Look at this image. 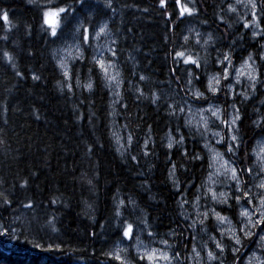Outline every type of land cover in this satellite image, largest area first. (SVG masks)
Masks as SVG:
<instances>
[{"label": "trees", "instance_id": "obj_1", "mask_svg": "<svg viewBox=\"0 0 264 264\" xmlns=\"http://www.w3.org/2000/svg\"><path fill=\"white\" fill-rule=\"evenodd\" d=\"M226 1L180 0L178 5L176 0H165L162 6L160 0H111L108 6V0H84L83 5L75 0H0V13L8 15L7 24L0 19V193L10 201L6 204L0 197V232L8 229L0 235V264H121L107 253L116 242H127L123 230L128 224L130 237L140 231L149 241L167 240L184 264L193 263L191 244L200 245L197 239L219 257L211 264H241L211 215L202 230L199 222L192 226L183 209L190 207L203 185L208 156L201 135L185 125L182 104L236 105L240 146L235 156L228 157L237 161L238 168L252 169L241 179L245 190L252 185L250 191L261 194L255 188L252 149L264 136V60L260 59L264 0H255L259 22L255 38H250L252 26L245 28L243 18L226 10ZM70 3L75 5L74 15L62 21L57 36H51L43 25V11ZM183 5L196 11L181 16ZM187 22L210 30L213 41L203 49L196 45L185 33ZM105 23L116 55L104 52L102 58L113 61L119 72L116 102L92 59L99 57L91 32ZM75 38L83 59L70 62L66 79L54 49ZM4 51L11 61L4 58ZM176 51L192 55L200 67L184 64L183 58L175 57ZM225 51L231 54L232 67L253 55L259 81L255 91L249 85L230 98L221 92V99L207 92V74L221 70L215 61ZM189 70L198 77L192 86L205 93L207 102L188 94ZM89 81L91 88L85 87ZM257 120L259 125L253 123ZM113 126L131 136L125 148L117 149ZM169 135L176 141L183 135L184 143L169 149ZM196 154L199 160L192 159ZM223 185L237 194L234 183ZM257 196L253 195L254 201ZM182 200L187 203L182 205ZM213 206L239 223L234 198ZM211 237L225 245L223 255ZM127 249L129 259L145 264L132 248Z\"/></svg>", "mask_w": 264, "mask_h": 264}, {"label": "snow or ice", "instance_id": "obj_2", "mask_svg": "<svg viewBox=\"0 0 264 264\" xmlns=\"http://www.w3.org/2000/svg\"><path fill=\"white\" fill-rule=\"evenodd\" d=\"M50 2L51 0H49V3ZM83 3H84V0H75V4L83 5ZM160 3L163 6L165 4V0H160ZM176 3L179 5L180 0H176ZM249 3L251 4V7L253 9V17L251 21L245 22L244 27L248 28L250 24L254 25L255 27H259V22L255 14V9L257 7L255 0H249ZM108 6H111V0H108ZM229 10H233L231 5H229ZM195 11L196 9L194 7H188L187 5H183L180 7L181 16L185 15V13H187L188 15H192ZM74 13H75V5L71 3L65 6H60V7H52V6L46 7L42 13L43 25H47L48 28L50 29L49 34L55 37L58 35L57 29L61 27L62 21L66 20L69 17V15H74ZM0 19L4 20L6 24L8 23V15L6 11L0 13ZM255 27H254V30L252 31L253 38L259 35V32L255 30ZM106 28H107V24L106 23L102 24L99 27V29L95 31V36L99 37L101 33H105ZM79 30H80L79 25H76L75 31L79 32ZM184 39L187 40L188 37L185 36ZM88 40H89L88 29L84 28L83 42L87 44ZM211 40H212V35L211 33H209L207 38L204 40V43L208 44L209 41ZM109 51L112 52L113 56L116 55L115 51H113L112 49H109ZM3 56L8 61L12 60L11 55L7 51H4ZM101 56H103L102 53H101ZM76 57L83 59V53L79 47H77L76 49ZM175 57L183 58L184 64L190 63V64L195 65L197 68L200 67V62L198 59L194 58L192 55H186L185 52L183 51H176ZM92 59L97 65H99V67L103 71L104 79L107 82H109V86L110 87L115 86L116 88H119L120 81L117 79V76L119 75V73H117L116 75L109 74V68L115 67L113 62L109 60L106 64L103 59H96L95 56H93ZM260 59L264 60V52L260 54ZM250 60H252L251 53H249L248 57L243 60L241 67L235 69L236 75L233 79L235 80L236 83H239L240 77L246 76V78L251 82L250 87L252 88L253 91H255L256 84L257 82H259L258 72H257V68L255 67V61L253 60L252 63H249ZM58 63H59L60 68L63 70L64 77L67 79L69 77V70L66 66V61L63 58H61V60L58 61ZM206 63L207 61H205V64ZM215 63L217 65H224L226 63L227 66L223 67L222 75L219 72L208 75V83H207L206 90L212 96H216V94L221 91L225 92L228 96H231L233 94L232 93L233 84L225 83L224 85H222L221 83L222 80L225 82L228 81L229 76H230V68L233 66L230 52L225 51L223 53L222 58L218 55ZM13 67H15V64H13ZM17 75H20V73H17ZM188 76H189V79L187 83L188 85L192 86L193 79H198V77H193V73L191 72V70H189ZM33 79H39V77L33 74ZM140 79L143 80L145 79V77L141 76ZM67 86L69 88V91H71V85L69 84ZM85 87L91 88L92 87L91 81H89V83L85 85ZM188 94L193 96L196 100H205L207 102V97H205V93L201 92L199 89H196L194 91L190 89ZM244 98L247 99V96L244 95ZM155 99H156V96H155V93H153L154 102H155ZM169 107L171 108V105ZM231 108L233 109V112L232 114H230L228 119L222 118L223 110L221 109L219 105L214 106L213 104L208 103L207 109L201 108V109H198V111L201 113H203L204 111H210L212 117H214L216 120L220 121L221 124L227 127L226 136L221 135L219 132H213V136L219 137V139L216 141L217 144H221L222 141L227 143V148L224 153L218 151L214 147H209L207 142H205V147L208 148V151L210 153L211 162L209 164V168H215L214 173L213 172L209 173V179H211L213 175H215L218 178L222 176L223 183L228 184V185H231L234 183L235 193L237 194L233 196L231 191L226 192L224 190H220L219 192H217L213 187H208L206 191H204L203 195L205 197H208L210 194L211 201L214 202L215 204H221V205L228 204L229 200L233 198L235 199L237 204H240L242 199L246 200L248 207L241 205L240 212H239V217L241 218V220L239 221L240 226H239L238 231L243 234V238L241 237V235L237 234V229L234 226H232L231 220H229L227 216L221 215L220 212H217L215 210V207L209 208L203 211L202 213L198 212L197 215L203 217V219H200L198 221L199 224L201 225L202 230H204L203 228L204 223L210 215L217 221L218 225H223L225 223L229 225L228 229L219 227L218 230L220 231L221 237L227 236L229 241L232 242L231 251L233 255L235 256L236 260H239L240 257L237 255V253H239L243 247L247 246L245 241L248 238H251L254 235H256L255 229L259 228L262 224H264V145H261L259 147L258 152L256 151L255 148L253 149V151L256 152L257 159L259 160V171L261 174L260 182L255 185V187L261 190V194H259L256 197L258 202L256 204H253V194L250 191V188L252 187V185H248L249 190H245V187H244L245 182L241 179L242 173L247 172L251 174L252 169L251 168H243V169L238 168L236 166L237 164L236 160H229V159L224 158L225 155L235 156L236 150L240 146L239 137L237 134H235L238 132V128L236 127L237 121L241 119L240 110L236 107L235 104H232ZM183 110L184 109L181 107L180 111H183ZM173 111H175V109H173ZM253 123L259 125L260 120L254 121ZM191 124H192L191 120L185 121L186 126H190ZM200 126L203 127L204 129L203 132H200ZM178 130L179 129H177V131ZM197 131L200 132L202 136H206L207 132L210 131L208 127V120L203 116H201L200 125H198ZM128 139L129 141H131L132 139L131 136H129ZM117 140H119V137H117ZM184 140H185V137L183 135L180 136V139L178 141L174 140L173 137L169 135L167 147L171 149L174 143L182 145L184 143ZM145 143L147 144V141H145ZM183 154L187 155L186 149L184 150ZM133 159H135V157H133ZM192 159L199 160L200 155L196 154L192 157ZM174 173H175V164H173L172 166V172L170 173V178L174 177ZM173 182L177 185V187H179L178 181L173 179ZM213 183L214 184L220 183V181L214 180ZM199 187L200 186L198 185L197 188ZM0 197H3L4 203L6 204L10 203L7 197H4L3 193H0ZM199 200H200V195H197L196 201H199ZM56 202H57L56 200L52 201V203H56ZM120 203L123 204L124 202L120 201ZM129 203H133V202L129 201ZM184 203H187V201L182 200L181 204L183 205ZM196 207H199V205L196 204ZM117 215H119V210H117ZM195 223L196 221L193 222V225H192L193 227L195 226ZM131 232H132V225L128 224L123 230V236L129 237L131 235ZM7 233H8V229H4L2 232H0V235H5ZM151 235L152 233L149 232V236ZM258 235H259V240L257 241V245L259 247L264 248V244L261 243L262 241H264V229H262L261 233ZM10 238L14 239L15 237L13 236ZM211 239H213V241L215 242L216 248L219 249L221 255H223L225 251V245L221 241H217L215 237H211ZM193 241H195V237H193ZM160 243L167 245L168 241L161 240ZM36 247H39V245H36ZM49 247H51V245ZM193 252L196 254L197 257H199L200 254L199 252L196 251L195 243L193 244ZM107 255L109 256L114 255V258L117 261H121V264H127V262L123 260V258L119 255L118 252L115 254L112 252H109L107 253ZM175 256L178 257L179 253H176ZM145 258L150 262V264H159V261L161 260L168 262V264H171L172 260L175 257L170 256L168 251L166 250L152 248L150 251H146L144 255L141 256V259H145ZM207 258L209 261L219 259V257H217L212 251L207 252ZM254 259H255V264H264V260L256 259L255 252H252L250 254V257L245 260L244 264H253ZM221 264H223V261H221ZM234 264H235V261H234Z\"/></svg>", "mask_w": 264, "mask_h": 264}, {"label": "rangeland", "instance_id": "obj_3", "mask_svg": "<svg viewBox=\"0 0 264 264\" xmlns=\"http://www.w3.org/2000/svg\"><path fill=\"white\" fill-rule=\"evenodd\" d=\"M226 2H227L226 10L230 14H237L239 17L243 18V23H245V21L248 18H249V20H247L246 22H249V21L252 20L253 9L251 7V4L249 3V0H227ZM255 3H256V1H255ZM229 5L232 6L233 10H229ZM100 26H97L91 32L92 43H93L94 50L95 51L97 50V54H98L99 59H103L105 61V63L107 64V62L109 60H107L105 58H102L101 53L103 54L104 52H110L109 49H112L111 48L112 43H111V40H109V34L107 32V29H106V32L105 33H101L99 37L95 36V31H97ZM249 26L250 27L251 26L255 27L252 24H250ZM184 27H185L184 29H185L186 35L188 37H190L191 39H193L194 43L196 45L200 46L202 49L207 47L213 41V37H212V40L209 41L208 44L204 43V40L207 38L208 34L211 33V31L210 30L208 31L206 28L199 27L198 25H195V24H193L191 22H187ZM252 27L250 28L251 29L250 38H252V31L254 30V28H252ZM255 30H257L256 27H255ZM78 41L79 40L76 39V38L75 39H69L66 42L58 45L54 49V56H55V59L57 60V62L60 61L61 58H63L66 61V66H67L68 69H69L70 62L73 61L75 58H77L76 57V49H77V47H79L81 49L80 44H79ZM261 51L264 52V43L262 44ZM243 60L238 65H236L235 67H231L230 68V76H229V79H228L227 82H225L223 80L221 81L222 85H224L225 83H232L233 84V88H232V93L233 94L232 95H235L236 93L242 92L243 88H246L251 83L246 78V76H241L239 83H236L235 80L233 79L235 77V75H236L235 69L241 67V65L243 63ZM253 60L255 61V59H254V57L252 55V60H250L249 63H252ZM58 65H59V63H58ZM217 66L221 67L220 68L221 70L219 71V73H221V75H222L223 67L227 66L226 63L224 65H217ZM255 67L257 68L256 61H255ZM59 68H60V66H59ZM60 70L63 73V70L61 68H60ZM257 72H258V70H257ZM117 73H119V72H118L116 66L113 67V68H109V74L116 75ZM214 73H217V71H211L209 74H207V77H206L207 83H208V75L214 74ZM102 74H103V77H104L103 71H102ZM117 79L119 80V75L117 76ZM105 84H106L107 88L109 89V91L111 93V96L113 98V102H116L117 99H118L119 93H120V85H119V88H116L115 86L110 87L109 86V82H107L106 80H105ZM190 89L194 91V90L197 89V87L190 86ZM221 92H223V91H221ZM221 92L216 94V96H215L216 99H221ZM117 93H118V95H117ZM229 98H230V96H229ZM209 103L213 104L214 106L215 105H219L221 107V109L223 110V115H222L223 119H228L230 114H232V112H233V109L231 108V104H229L228 102L225 103V105H222L220 103V101L209 102ZM181 107L184 109L183 111L180 112L183 115L184 120L185 121L186 120H191L192 121V124L190 126H188V127L193 129V130H195V131H197V127H198V125H200L201 116L205 117L208 120V127H209L210 131L207 132V135L206 136H202L200 134V132L204 131L202 126H200V132H198V131L197 132L201 135V137H202V139L204 141V144H205V142H207L209 147H214L218 151L224 153L226 151V148H227V143L222 141L221 144H217L216 141L219 139V137L218 136H213V132H219L221 135L226 136L227 135V127L225 125L221 124L220 121H218L214 117H212L210 111H204L203 113L198 111V109H201V108L207 109L208 108V104L202 105V106H198V105H196L194 103H188V104H185V105L182 104L180 106V108ZM236 127H237V124H236ZM112 128H113L112 129L113 138H114V142H115V145H116L117 149L125 148L126 145L128 144V138L125 136L124 133L119 131V129L117 131V129L114 126ZM117 137H119V140H117ZM173 139L175 140L176 138L173 137ZM261 145H264V136L259 137L255 141V143L253 145V149L255 148L256 151L258 152L259 151V147ZM223 147L225 148V151H224ZM253 149H252V156H253V160H254L255 166L257 168V172H255V175H253L254 176L253 178H254V181H255L254 183L256 185V184H258L260 182L261 174H260V171H259V160L257 159L256 152H254ZM206 153H207V156H208V170H207L206 176L204 178L203 185L199 189L198 195H200V200L196 201V199H195V200L190 202V204H189L190 207H187V208H186V206L183 207V209L186 211V217L192 223L194 221H196V223H197L200 219H203L202 216H198L197 215L198 212L202 213L203 211H205V210H207L209 208L215 207V206H213V204H215V203L211 201L210 194H209L208 197H205L203 195L204 191H206V189L208 187H213L217 192H219L220 190H224L226 192L228 191L224 187V185L222 183V180H223L222 176L218 178L215 175H213L211 177V179H209V173L210 172L214 173L215 168H209V164H210L211 161H210V153L208 151V148H206ZM228 156L229 155H225L224 158L231 160ZM217 166H218V164H217ZM214 180H219L220 183H215L214 184L213 183ZM255 188H257V187H255ZM251 193L253 195L257 196V194H256L257 191L256 190L251 191ZM234 195L235 194H233V196ZM257 202H258L257 199H256V201L253 200V204H256ZM196 204H198L199 207H196ZM241 205H243L245 207H248L247 203L244 202L243 200H241L240 204H238L239 212H240ZM215 210L217 212H219L216 208H215ZM221 215H224V214H221ZM228 218H229V220H231L232 226H234L237 229V234L243 236V234L238 231L240 224L236 223L235 221H233L230 217H228ZM214 222L216 224L215 226L217 227V229H219V227H223L224 229H228L229 228V225L227 223H225L223 225H218L217 221L215 219H214ZM261 227H262V225L259 228L255 229L256 235L253 236L252 241L246 242L247 246L243 247L242 250L240 251L241 256H240L239 260H240L241 264H244L245 260L250 257V254L252 252L256 253V259L264 260V248L259 247L257 245V241L259 240V235L258 234H260L262 229H263ZM127 238H128V240L125 239L127 241L126 243L124 242V240H120L119 242L115 243L114 248L112 249V253L115 254V253L118 252L119 255L123 258V260L127 262V264H137L136 262H134V261H132L131 259L128 258L127 254H126V253H128V249L127 248H132V250H134L135 253L140 256V258H141V256L144 255V253L146 251H150L152 248L166 250V251H168L170 256L175 257L172 260L171 264H184L180 255L178 257L175 256L177 251L173 250V247L171 245H169V243L167 245L161 244L160 240H156V239H155V241H153V240L149 241V239L145 238L140 231L136 235L134 234L132 237L129 236ZM197 242H200V245H197L195 243V247H196V251L199 252L200 255H199V257L196 256V254L193 252V245L191 244L192 248H191V258L189 259L190 262H193L192 264H211L214 260H211V261L208 260L207 252L208 251H212L213 252V250L210 249L207 245L205 247V245H203L201 243L200 239H197ZM261 243L264 244V241H262ZM141 260L142 261L144 260L145 264H150V262L146 258L145 259H141ZM159 264H168V262L161 260V261H159ZM253 264H255V259L253 260Z\"/></svg>", "mask_w": 264, "mask_h": 264}]
</instances>
